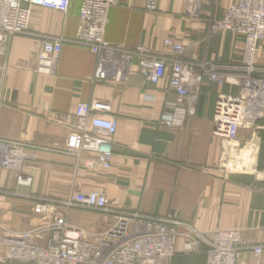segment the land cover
Listing matches in <instances>:
<instances>
[{"label":"crops","instance_id":"obj_1","mask_svg":"<svg viewBox=\"0 0 264 264\" xmlns=\"http://www.w3.org/2000/svg\"><path fill=\"white\" fill-rule=\"evenodd\" d=\"M83 1L71 0L67 13L32 6L28 34L14 37L8 55L0 56V233L41 225L36 198L64 200L75 191L96 190L113 214L71 212V222L91 233L106 229L119 213L139 212L176 218L201 232L240 229L248 241L264 244V117L251 125L248 138L244 128L234 141L215 136L216 100L238 87L206 81L196 113L183 127L159 125L176 93L165 81H145L137 59L97 80L98 57L76 41ZM237 2L193 0L189 6L188 0H160L158 11L150 13L146 0H119L109 10L105 38L126 50L142 46L171 59L164 40L173 37L185 49L179 59L227 65L241 60L242 44L231 33L211 34L209 20ZM54 38L63 42L55 72L39 74L36 58L43 42ZM257 62L264 65V42ZM92 101L109 103V116L117 120L109 170L96 166L93 154L78 160L64 153L78 105ZM10 142L28 146L22 174L30 185L18 184L16 173L2 166ZM182 246L179 240L169 264H206L205 252L187 254ZM237 264H264V253H246Z\"/></svg>","mask_w":264,"mask_h":264},{"label":"built area","instance_id":"obj_2","mask_svg":"<svg viewBox=\"0 0 264 264\" xmlns=\"http://www.w3.org/2000/svg\"><path fill=\"white\" fill-rule=\"evenodd\" d=\"M159 1L146 0L145 10L157 12ZM192 2L188 0L189 6ZM118 4L119 0H84L81 6L76 41L98 57L97 80L107 79L108 71L120 70L137 59L138 71L145 81H165L177 95L176 102L166 105L159 122L167 128L183 127L195 115L206 81L238 87L237 93L220 94L216 100L215 136L234 141L245 124L254 125L264 117V65L257 62L260 43L264 42V0H238L220 17L209 20L211 34L231 33L242 44L241 60L227 65H217L206 58L179 59L185 49L173 37L164 40L175 56L171 59L142 46L126 50L111 44L105 31L109 10ZM70 5L71 0H0V56L8 55L14 37L28 34L32 6L67 13ZM62 45L58 38L43 42L35 62L37 73L55 72ZM110 113L111 105L106 102L79 104L64 153L78 160L84 153L93 154L96 166L109 170L117 131V120ZM27 148L23 143L10 142L2 155V166L14 171L17 183L22 185L31 184L22 174L30 157ZM91 162L89 167L95 168ZM73 210L113 214L106 196L96 190L75 191L64 200L36 198L34 211L41 215L43 223L19 231H2L0 247L5 256L0 258V264H169L179 240L184 253L205 252L206 264H237L246 253L257 258L264 253V244L248 241L240 229L201 232L176 218L139 212L119 213L106 229L91 233L71 222Z\"/></svg>","mask_w":264,"mask_h":264},{"label":"rangeland","instance_id":"obj_3","mask_svg":"<svg viewBox=\"0 0 264 264\" xmlns=\"http://www.w3.org/2000/svg\"><path fill=\"white\" fill-rule=\"evenodd\" d=\"M258 120H260V118H258L257 119V121ZM256 121V122H257ZM253 127H251V125H247V124H245V126H244V133L246 134L245 136H247L246 138H248L249 137V134L253 131V129H252ZM245 138V139H246ZM242 144H244V141L243 142H241V145L240 146H243ZM231 145H234V143H231ZM234 153V152H233ZM233 153H231V154H233ZM227 158V157H226ZM83 211H85V210H83Z\"/></svg>","mask_w":264,"mask_h":264}]
</instances>
